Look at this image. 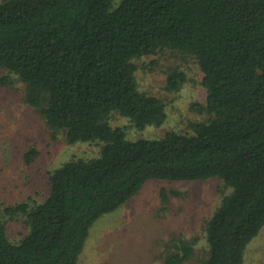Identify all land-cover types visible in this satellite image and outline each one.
<instances>
[{
    "label": "trees",
    "instance_id": "1",
    "mask_svg": "<svg viewBox=\"0 0 264 264\" xmlns=\"http://www.w3.org/2000/svg\"><path fill=\"white\" fill-rule=\"evenodd\" d=\"M164 50L197 60L206 118L134 138L112 116L141 132L167 121L136 75L137 60ZM0 68L24 83L54 141L99 146L49 171L43 197L0 207V264H79L94 223L148 181L212 178L229 191L205 221L200 264H246L264 228V0H1ZM185 81L175 69L167 88ZM42 154L30 147L25 161ZM198 240L171 238L161 264H187Z\"/></svg>",
    "mask_w": 264,
    "mask_h": 264
},
{
    "label": "rangeland",
    "instance_id": "2",
    "mask_svg": "<svg viewBox=\"0 0 264 264\" xmlns=\"http://www.w3.org/2000/svg\"><path fill=\"white\" fill-rule=\"evenodd\" d=\"M136 63L140 89L165 100L168 119L160 127H149L141 132L126 118L114 114L115 126L127 124L134 138L161 137L170 130L188 131L191 122L206 118L197 107L206 101V90L201 83L203 73L194 57L164 50ZM175 69L184 72L186 81L179 91H170L168 74ZM24 96V83L0 68V207L30 196L43 197L47 192L49 171L73 155L90 157L99 151L96 144L69 145L62 137L54 141L45 120L25 103ZM30 147L43 152L31 166L24 157ZM163 190L170 196L166 205L162 202ZM172 191L176 195L171 194ZM228 191L223 182L215 178L201 181L152 179L130 202L94 223L79 264H161L165 242L175 236L199 238L195 257L187 264H200L205 255V221ZM23 231V223L12 224L14 237L19 238ZM252 242L245 253L246 264H264V228Z\"/></svg>",
    "mask_w": 264,
    "mask_h": 264
}]
</instances>
